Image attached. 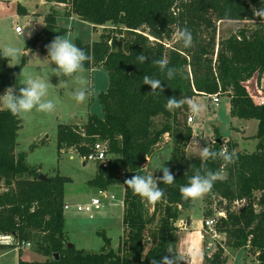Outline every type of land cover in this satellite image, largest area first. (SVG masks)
Masks as SVG:
<instances>
[{
  "label": "trees",
  "instance_id": "16d2710c",
  "mask_svg": "<svg viewBox=\"0 0 264 264\" xmlns=\"http://www.w3.org/2000/svg\"><path fill=\"white\" fill-rule=\"evenodd\" d=\"M47 4L64 5L66 18L77 17L105 30L91 45L77 41L89 56L86 68L106 69L109 86L99 95L104 116L90 117L87 124L60 125L58 149L73 150L80 157L88 156L97 143H107L112 158L108 167L98 165L97 176L88 185L107 191L115 186L124 189L123 237L115 251L111 240L103 237L104 247L98 253L69 247L65 233V185L72 182L60 175L48 180L39 178V171L26 164V154H17L20 117L0 109V234H12L21 242H34L43 262L20 264H151L176 252L177 222L182 211L192 208L194 201L182 198V185L197 169L199 158L187 156L193 138L188 124L187 105L169 111L167 98L199 95L230 99V116L256 120L258 141L253 153L238 151V144L225 142L217 134L209 148L222 146L236 153V161L224 167L214 182L210 195L225 204V217L215 230L226 236L233 249L253 251L264 264V18L256 17L253 8L264 7V0H45ZM58 15L45 17L44 28L29 41L26 50L47 53L48 45L65 31L57 26ZM252 23L221 36L218 23ZM187 27L193 46L183 48L174 39L177 28ZM220 30V28H219ZM149 57L139 63L136 55ZM48 54V53H47ZM166 57L169 67L177 69L173 79L161 74L151 61ZM26 64L10 67L0 57V95L17 85ZM148 75L162 80L163 92L151 94V87L142 84ZM173 145L172 173L175 182L161 184L163 199L153 205L133 194L124 181L135 174L147 175L145 164L164 137ZM222 161H208L207 167L217 171ZM163 174L157 176L162 177ZM248 204L233 211L237 202ZM31 244V243H30ZM151 245L145 251L146 245ZM13 247L0 246V252ZM58 256V258H57ZM179 257V256H178ZM204 264H225L222 245L209 257L203 251ZM179 264H183L182 261Z\"/></svg>",
  "mask_w": 264,
  "mask_h": 264
},
{
  "label": "rangeland",
  "instance_id": "374dc122",
  "mask_svg": "<svg viewBox=\"0 0 264 264\" xmlns=\"http://www.w3.org/2000/svg\"><path fill=\"white\" fill-rule=\"evenodd\" d=\"M65 6L56 4H47L45 0H0V47L5 44H11L22 50V59L18 65L23 62L26 55V64L17 79V85L13 89L18 93L23 87L27 75L32 76H51L54 65H51L47 59V53L40 51L31 52L26 47L34 35L41 31L45 26V17L53 12L58 15L57 26L59 30L65 32L60 35L70 38L76 45L77 41L84 45H91L99 40L103 29L94 30V27L77 17L66 18ZM27 11V13L25 12ZM38 13L37 15H34ZM252 23H218V39L220 35L226 37L234 29L241 28ZM20 27L24 35L16 33V28ZM220 28V30H219ZM31 33L29 37L27 33ZM24 39V40H23ZM9 63H14L9 61ZM17 65V66H18ZM15 67V66H11ZM89 87L95 90V95L84 104H78L71 98V92L76 85L70 78H65V86L59 87L58 78L51 77V82L57 88L49 90V98L56 100L57 107L53 113L43 114L33 111L27 116L21 118V129L19 130L17 154H26V164L39 171V174L46 178L68 177L72 182L65 185V202L71 205L88 204L93 198H99L103 203H108L103 196L88 185L89 181L97 176L98 164L86 162L83 157L73 150L62 152L58 149V128L60 125H81L87 124L90 117H103V106L99 95L105 92L109 86V76L104 68H96L87 71ZM3 95V94H1ZM58 98V99H57ZM205 103L206 111L196 119L195 136L191 140L187 156L189 158H199L200 147H210L214 144L217 134H220L225 142H239L238 151L243 153H253L256 150L258 141L253 140L258 130L256 120L234 119L230 116V99L221 97L216 105L212 97L199 95L195 97ZM1 110H5L0 107ZM194 121V120H193ZM244 125V126H243ZM173 145L169 135H166L159 144L155 160L153 162V171L147 172L155 177L160 175V167L164 163L172 171L173 166ZM150 158V157H149ZM147 163V162H146ZM225 175L221 176L224 177ZM110 196L115 200L112 205L103 208H95L91 214L79 213L75 209L64 212L65 215V233L69 244L75 246L78 250L98 253L104 247L103 237L100 233L111 240V247L118 251L121 247L123 237V208L120 204L123 199V186L112 187ZM204 218L216 219L225 217L224 206L220 205V200L216 196L207 193L203 198ZM201 199L194 201L192 206V217L196 221L202 220L199 214ZM248 204L247 201L237 202L232 206L233 211H239ZM150 211H153V204H148ZM222 214V215H221ZM216 223V225H217ZM216 233H219L215 230ZM203 250L206 249L209 257L222 245L226 258L225 264H260L257 255L247 249H233L226 244L227 238L219 233V238L214 239L211 231L206 232ZM213 242V243H211ZM31 247L25 249H10L0 252V264H20L24 262H43L45 256L37 251L34 242H30ZM212 244L211 247L209 245ZM151 245L147 244L145 251L149 250ZM187 264V263H186Z\"/></svg>",
  "mask_w": 264,
  "mask_h": 264
},
{
  "label": "clouds",
  "instance_id": "9594fccd",
  "mask_svg": "<svg viewBox=\"0 0 264 264\" xmlns=\"http://www.w3.org/2000/svg\"><path fill=\"white\" fill-rule=\"evenodd\" d=\"M253 14L256 17L264 18V7L253 8ZM264 20V19H262ZM23 36V30L17 29ZM30 37L31 33H27ZM174 39L180 43L183 48H191L193 46V36L187 28H177L174 33ZM24 40V39H23ZM47 59L51 65H54L51 76H32L27 75L23 87L17 93L12 87H9L3 95H0V107L8 110L13 116L25 117L33 111L37 113L50 114L56 110V100L49 98V90L54 89L51 83V77L58 78L59 87L65 86V78H70L76 85L71 92V98L78 104L86 103L96 93L95 90L89 87V79L87 76L88 69L86 62L90 61V56L80 47H78L70 38L57 35L46 45ZM0 57H3L9 63V66H17L22 59V50L14 45L5 44L0 47ZM139 63L143 64L149 61V57L144 53L136 55ZM154 66L159 68L161 74H165L168 79H173L177 69L169 67V60L166 57L154 59L151 61ZM144 85L151 87V94L158 95L164 91L162 80L153 78L148 75L143 77ZM58 99V98H57ZM187 105L190 112V120L199 118L206 111L204 102L188 97H170L167 98L166 109L173 111ZM199 159L203 162L202 168L197 169L186 185H182L179 189L181 196L185 200L197 201L202 199L213 188L214 182L221 178V173L224 167L233 164L236 161V153L229 152L227 147L222 146L220 150L214 151L209 147H200L198 152ZM222 161L221 169L213 171L207 167L208 161ZM162 171V177H155L153 174L140 175L135 174L124 181L133 194L139 196L142 200L149 204L160 202L165 192L160 187L161 184L173 185L175 176L164 163L159 169ZM169 255L163 256L160 260L152 259L151 264H179L180 261H186L188 264L189 257H178L174 249H168Z\"/></svg>",
  "mask_w": 264,
  "mask_h": 264
},
{
  "label": "crops",
  "instance_id": "0c3cea01",
  "mask_svg": "<svg viewBox=\"0 0 264 264\" xmlns=\"http://www.w3.org/2000/svg\"><path fill=\"white\" fill-rule=\"evenodd\" d=\"M25 12L27 13V11H25ZM37 14L38 13L34 12V15H37ZM17 34H19V33H17ZM34 52H37V51H34ZM196 119L197 118H195L193 123L190 124L191 128L193 129V137L195 136V132H196V128L194 126L196 123ZM237 143L240 145L239 142H237ZM256 146H257V144H256ZM156 156H158V155H156V153H154L150 158H148L147 163L145 164V170L147 172H149V170H150V172H154L153 171V168H154L153 162H154ZM161 174H163V173H161ZM110 190H107V191L109 192ZM123 201H124V189H123V199L120 202V204L123 208V215H124V202ZM200 202H201V204L199 207V214L203 217L202 220L196 221L195 218L192 217V214H191L192 209H189L186 211H182L180 219L177 222V227L179 228V230L176 234L177 235L176 236V253L179 257H184V256L189 257L188 264H204L203 245L206 242L205 241V234H208V233H206V232H208V229L204 226V222L206 221V218H204V209H203L204 208V201H203V199H201ZM66 204H69V203H66ZM106 206H108V205H106ZM214 241H216V240H214ZM211 243H213V242H211ZM182 262H183V264L187 263L186 261H182Z\"/></svg>",
  "mask_w": 264,
  "mask_h": 264
},
{
  "label": "built area",
  "instance_id": "2783aa9c",
  "mask_svg": "<svg viewBox=\"0 0 264 264\" xmlns=\"http://www.w3.org/2000/svg\"><path fill=\"white\" fill-rule=\"evenodd\" d=\"M17 29H21V28L20 27L16 28V32L19 33L17 31ZM209 97H212L213 102L216 105H218V103L220 102L221 95L217 94V95L209 96ZM193 120H190V118H189L188 124L189 125L192 124ZM108 149H109V146L107 143H97L93 147L92 152L88 156L83 157V159L86 162H94L98 165H101L105 169L108 167V162L112 158V156L109 155V153H108ZM98 193H100L103 196V199L107 200L108 203H106V202L103 203L99 198H93L91 200V202L88 204H82V205L81 204H75V205L66 204L64 206V212H67L73 208L79 213L91 214L95 208H99V207L103 208L106 205H112L113 204L115 197L113 195L110 196L109 195L110 193L108 191L100 190V191H98ZM216 223H217V220L215 218L214 219H207L204 222V226L208 229V231L213 232V233H211V236L214 240L219 238V233L215 232ZM0 246L13 247V249H20L21 250V249H25V248H30L31 244L21 242L17 237H15L12 234H0ZM211 246H212V244L209 245V247H211Z\"/></svg>",
  "mask_w": 264,
  "mask_h": 264
},
{
  "label": "water",
  "instance_id": "95a60500",
  "mask_svg": "<svg viewBox=\"0 0 264 264\" xmlns=\"http://www.w3.org/2000/svg\"><path fill=\"white\" fill-rule=\"evenodd\" d=\"M51 83H52V82H51ZM52 85H53L54 87H57V86L54 85V83H52ZM39 178H40L41 180H48V178H46V176H44V175H42V174H39ZM69 247L72 248L73 245H72V244H69ZM57 258H58V256H57Z\"/></svg>",
  "mask_w": 264,
  "mask_h": 264
}]
</instances>
